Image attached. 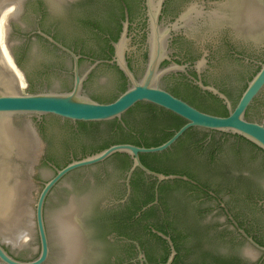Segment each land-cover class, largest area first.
<instances>
[{
    "label": "flooded vegetation",
    "instance_id": "flooded-vegetation-1",
    "mask_svg": "<svg viewBox=\"0 0 264 264\" xmlns=\"http://www.w3.org/2000/svg\"><path fill=\"white\" fill-rule=\"evenodd\" d=\"M178 2L184 4L182 10L189 6L181 19H179L182 15L181 10H173ZM217 2L218 0H19L17 5L14 3L12 5L11 1H7L4 7L12 6V9L6 23V42L15 66L21 71L24 84L28 86L30 92L39 90L70 92L74 86L75 57L78 75L82 77L80 95L84 94L87 98L99 103H109L129 85L128 78L116 62L115 44L122 38L125 27L126 33L124 39L120 41V47L128 68L139 79L145 71L149 56L152 29L149 14L150 12L155 14L159 8L157 22L160 32L170 28L169 36L166 38V55L169 59H164L160 67L168 66L172 62L186 65L185 71L165 74L162 80L170 79L174 85L161 87L173 94L174 88L184 91L187 87L189 89L196 86L201 91L200 96L204 92H210L219 98L211 91L202 89L197 82L215 87L220 92L222 89L231 92L228 85L232 76L227 70H220L214 74L218 61L216 54L212 49L205 51L202 44L193 36L195 30L222 21L224 17L220 11L214 9ZM28 24L31 26L29 27ZM43 34L52 38L56 44L49 41ZM36 41L54 52L59 64L51 69L52 72L69 78L70 83L61 90L49 84L36 85L29 79L23 62L30 57L31 46ZM223 41L224 46L228 47L226 56L241 62L242 65L252 66L243 78L237 90L239 91L248 81V77L259 70L264 57L257 58L251 54L232 50L227 37H224ZM124 45L129 48H125ZM202 59L205 66L197 70L196 65L200 64ZM104 67L114 69L119 74L117 90H104L105 85L102 81H94L97 70ZM138 70L142 74L140 77ZM89 85L94 88L93 91L89 89ZM263 91L264 89L250 104L252 108L250 113L258 107L256 103ZM250 113L245 117L256 121L250 118ZM48 117L61 120L63 122L61 129L55 130ZM262 118H264L263 115ZM30 121L41 140L40 164L50 170L49 176L39 181L41 187L35 203L44 185L56 175L58 170L72 161L92 156L109 147L100 149L108 135V132L103 130V125L96 130H92L90 126L91 122L102 121H70L53 115L32 116ZM121 124L127 129L123 122ZM173 124L172 120L161 117L149 118L148 121L139 119L132 124L134 126L132 133H135L137 137H150L153 134L159 136L172 131L173 128L170 125ZM199 131H202V134H199ZM215 133L221 134V137L217 139ZM229 136L233 134L191 127L166 150L140 153L146 154L145 161L152 166L168 165L183 168L181 174L164 175L185 176L188 180L174 178L158 182L156 178L136 168L127 183V172L132 160L129 155L120 152L113 153L100 162L81 166L65 173L49 189L44 198L43 220L48 256L41 264L49 261L51 253L45 221V206L59 184L68 175L79 170H85L81 182L86 188L90 187L91 178L105 185L103 188L90 187L93 194L90 192L88 196L79 199V202L84 203L85 208L75 212L74 215V224L79 233V252L73 264H153L150 261L151 258L160 261L166 255L168 259L169 244L158 234L163 233L151 225L152 223L163 224L165 230L169 232L168 226L171 227V224L169 225L167 221L172 223V229H170L179 245L178 258L181 264H264V252L253 253L251 244L238 231V229L243 230L255 243L264 247V192L252 176L250 169L245 172V167H234L230 173L232 177L230 182L226 181L223 184L218 181L206 182L207 178H210L207 173V164L211 161L224 164L233 152H241L239 148L235 149L227 145ZM241 154L243 162L246 161L248 159L246 155ZM110 158L115 159V169L118 172H110L109 169L104 168L100 172L93 173L91 178L89 177L90 168L102 165ZM129 161L131 164L125 170ZM137 170L142 172L141 176L146 179L143 185L135 186L131 182L132 175ZM186 172L198 176L199 179L186 176ZM175 180L185 184L179 185ZM223 185L227 187L225 189L227 197L218 191ZM151 194H153V200L142 206L134 216L138 218L142 212H146L139 223H136L134 219L123 222L118 216H113V213L121 212L118 209L134 202H143ZM70 200L74 201L73 198ZM230 200L241 207L242 217L234 212ZM219 214L223 215L222 221L214 218ZM34 230L38 241L36 252L18 260L31 261L38 257L40 239L35 227ZM121 232H126L129 236ZM153 234L157 237L155 238ZM133 235L137 238H132ZM163 235L171 240L170 233ZM96 239L100 241L99 245L93 242ZM134 242L138 243L145 262L137 259L138 250ZM172 243L174 246L173 241ZM243 245H247L246 251L242 250ZM98 251L101 255L97 254Z\"/></svg>",
    "mask_w": 264,
    "mask_h": 264
},
{
    "label": "water",
    "instance_id": "water-1",
    "mask_svg": "<svg viewBox=\"0 0 264 264\" xmlns=\"http://www.w3.org/2000/svg\"><path fill=\"white\" fill-rule=\"evenodd\" d=\"M7 1L17 5L19 0H0V264H41L46 260L48 244L43 220L44 198L49 189L72 169L100 162L113 153L120 152L126 153L132 160L131 167L127 172V183L136 168L146 175L156 178L158 182L174 178L188 180L185 176L164 175L146 168L141 163L139 154L166 150L191 127L237 134L264 151V118H262V115L264 116V91L256 103L258 107L250 113V118L256 121L248 120L245 117L246 109L264 89V62L260 63L259 70L247 82L234 106L228 97L215 87L205 86L200 81L197 82L202 89L211 91L223 100L228 109L226 116L213 115L197 109L161 87L162 85H174L170 79L162 80L165 74L173 71H185L186 65L172 62L168 66L160 67V63L164 59H169L166 55V38L169 36L170 28L160 32L157 22L158 8L155 14L151 12L149 14L152 28L149 56L143 75L138 70L139 77L142 75L139 79L128 68L120 47V41L125 37V27L122 38L119 43L115 44L116 62L128 78L129 85L113 101L99 103L87 98L84 94L80 95L82 77L78 75L77 61L74 56L75 79L70 92L39 90L33 93L24 84V77L15 66L7 46L6 23L11 16L12 9V6L4 7ZM183 5L182 2H178L177 6L173 7L175 11L181 10L182 15L179 19L184 17V11L189 7L182 10ZM214 9L220 11L224 17L222 21L195 30L193 36L202 44L205 51L208 52L209 49H212L216 54L218 61L214 74L220 70L230 72L232 78L228 86L232 94L235 95L252 66L242 65L241 62L226 56L228 47L224 46L223 38H228L232 50L263 58L264 0H218ZM28 26L30 27L31 24ZM44 36L55 43L52 38ZM58 46L68 51L62 46ZM124 47L129 48L125 45ZM29 56L23 65L29 79L36 85L49 84L55 89L61 90L67 83H70L68 77L52 72L51 69L59 62L54 52L42 43L34 42ZM203 62L204 59L196 65L197 70L204 68L205 62ZM98 80L104 83V90L115 91L120 78L114 69L104 67L97 70L94 76V81ZM89 89L94 90L91 85H89ZM138 102H148L164 108L181 117L185 123L160 145L141 147L130 143L113 144L97 154L72 161L63 169L58 170L56 175L44 185L35 203L41 187L39 181L46 179L50 170L40 164L41 140L30 121L32 116L53 115L70 121L84 122L108 121L115 118L120 119ZM261 102H263L262 105ZM48 119L55 130L61 129L63 125L61 120L53 117H48ZM199 132L202 134V131ZM214 135L217 139L221 137L219 133ZM227 145L235 149L239 148L241 153L249 159L251 166H260L258 174L254 177L264 192V154L234 136L228 137ZM57 157L60 156L57 155ZM115 164V159L110 158L104 164L90 168L89 177L91 178L93 173L100 172L104 168L109 169L110 172H118L115 169ZM248 169L245 167L244 171L248 172ZM84 173L85 170H79L68 175L51 194L52 196L45 206V221L51 245L49 261L46 264H73L77 257L79 233L74 224V215L75 212L85 208L84 203L79 202V199L89 195L90 187L103 188L105 185L91 178L90 187L86 188L85 184L81 182ZM226 188L223 185L218 190L225 197H227ZM71 198L74 201H71ZM230 205L235 213L243 216V211L241 207L237 206V203L230 200ZM214 218L222 221L223 215L219 214ZM80 221H83L82 217ZM34 227L37 229L40 239L39 255L31 261L18 260L22 257H29L37 250L38 241ZM238 231L251 244L253 253L264 252L263 246L255 243L243 230L238 229ZM158 234L167 240L170 247V254L166 262L158 264H172L176 254L173 243L168 236ZM93 242L100 244L98 239ZM134 243L138 250L137 259L140 262H145L138 243ZM242 250L246 251L247 245H243ZM91 253L93 254V251ZM97 254L101 255L99 251Z\"/></svg>",
    "mask_w": 264,
    "mask_h": 264
},
{
    "label": "trees",
    "instance_id": "trees-1",
    "mask_svg": "<svg viewBox=\"0 0 264 264\" xmlns=\"http://www.w3.org/2000/svg\"><path fill=\"white\" fill-rule=\"evenodd\" d=\"M257 70V69H256ZM255 71L248 77V81L254 76ZM247 81V82H248ZM247 82L242 86L241 89H239V91H237V94L233 95L232 92L227 91L222 89L221 91L223 93H225L228 98L231 100L232 105L234 106L235 103L238 101L241 93L243 92V90L245 89ZM186 89V88H185ZM172 93L175 96L181 97L184 100H186L187 102H189L190 104L196 106L199 110H204V112L213 114V115H219V116H226L228 114V109L226 107V104L223 103V101L219 98H217L216 96L212 95L210 92H204L202 93L203 95L200 96L201 91L194 86L193 88H189L187 87L186 90L181 91V90H177V89H172ZM251 106L246 110L245 112V116L247 117L251 111ZM153 117H161L164 119H169L170 121H173V125H170L171 128H173L172 131L169 132H165L162 133L161 135L157 136V135H152L150 137H137L135 135V133H132V131H134V126L132 125L133 123H135L136 121H138L139 119L142 120H146L148 121L149 118H153ZM124 123L127 127V129L122 126L121 123ZM185 123V121L169 112L166 111L164 109H159L157 106L150 104L148 102H138L136 105H134L132 108H130L129 110H127L120 118V120H118L117 118L113 119V120H109V121H102V122H91L90 126L92 130H96L99 128V126L103 125V130H106L108 132V135L104 141V143L100 146V149L106 148L112 144H116V143H130V144H134L137 146H144V147H152V146H157L162 144L163 142H165L167 139H169L172 134L179 129L183 124ZM233 136L235 137H239L240 140L250 144L251 146H253L254 148H258L255 144L251 143L250 141H248L247 139L243 138L242 136H239L237 134H233ZM260 151H262V153L264 154V151L261 150L260 148H258ZM232 153V152H231ZM145 155L146 154H140V160L142 162V164L144 166H146L147 168L155 171V172H160L163 174H181L183 172V168L177 166V167H172V166H165V165H158V166H152L150 164H148L145 161ZM243 157L241 152H233L229 158V160L224 163V164H217L215 161H211L209 164H207V173L209 175L210 178H207L206 182L208 181H212L213 183L215 181H218V183L223 184V182H230V179H232V177H230V173L232 172V169L234 167L239 168V167H248L250 169V172L252 174V176H256V174H258L259 170H260V166L256 165V166H251L250 165V161L249 159H246V161L243 162ZM131 161H129L126 164V168L125 170L130 166ZM142 172L140 171H135L132 175V184H134L135 186L138 185H143L144 182L146 181L145 177H142ZM186 176L196 179L198 180V176L193 175L189 172H186ZM237 177V176H236ZM147 178V177H146ZM240 178V177H237ZM240 181V180H239ZM177 184L182 185L185 184L184 182L181 181H176ZM241 182V181H240ZM153 200V194H151L150 197H148L145 201L143 202H134L132 204H129L128 206L124 207V208H120L118 209L121 212H115L113 213V216L115 215L118 216L119 218H121L120 220L127 221V220H132L134 219L136 223H139L141 221L142 218L145 217V213L146 212H142L141 216H139L138 218H134L135 214L138 212V210L141 209L142 206L147 205L148 203H150ZM154 207V206H152ZM118 214V215H117ZM167 221V220H165ZM169 225L171 224V227L168 226L169 228V232H167L164 228L163 224H156V223H152V227L157 230H159L160 232H162L163 234H169L171 235V240L174 242V247L176 250V256L174 259V264H181L179 263V258H178V251H179V245L178 243L175 241V237L172 236V223L168 222ZM171 228V229H170ZM126 234L128 235L126 232H121V234ZM154 235V234H153ZM129 236V235H128ZM154 237L156 238L157 236L154 235ZM132 238H137V236H132ZM158 240H160V238H157ZM132 248V247H131ZM168 250H167V254H168ZM167 260V256H163L161 258L160 261H155L153 258L150 259V261L153 264H157V263H164Z\"/></svg>",
    "mask_w": 264,
    "mask_h": 264
}]
</instances>
